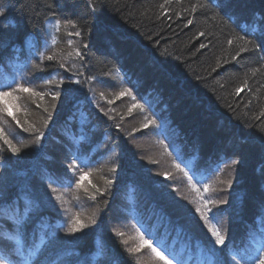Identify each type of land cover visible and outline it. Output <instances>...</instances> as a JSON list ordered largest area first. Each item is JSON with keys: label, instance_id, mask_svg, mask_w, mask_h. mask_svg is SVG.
Masks as SVG:
<instances>
[{"label": "trees", "instance_id": "1", "mask_svg": "<svg viewBox=\"0 0 264 264\" xmlns=\"http://www.w3.org/2000/svg\"><path fill=\"white\" fill-rule=\"evenodd\" d=\"M0 8V92L11 93L0 96V183L46 205L22 232L11 206L0 208L2 264H150L147 254L154 264H245L240 254L260 252L264 0H0ZM75 156L79 187L65 170ZM206 200L217 219L203 224L195 209ZM75 219L89 227L65 235ZM211 225L227 233L215 256Z\"/></svg>", "mask_w": 264, "mask_h": 264}, {"label": "snow or ice", "instance_id": "2", "mask_svg": "<svg viewBox=\"0 0 264 264\" xmlns=\"http://www.w3.org/2000/svg\"><path fill=\"white\" fill-rule=\"evenodd\" d=\"M225 0H221V4H224ZM161 7H163V5H161ZM3 14H4V9L0 8V21H2L3 19ZM189 23H191V21H189ZM7 25H5L4 23H0V32L6 30ZM75 35L79 36L80 33L77 32L75 33ZM69 43H71V41H69ZM229 43H231V41H229ZM85 47H87L85 45ZM201 48H204L205 45L201 44L200 45ZM76 54L79 56L81 55L79 49L77 50ZM49 60L52 59L51 56L48 57ZM48 83H51V81H48ZM61 83H63V81H61ZM76 83H79V81H76ZM8 87H11L10 85ZM17 89H19L22 92H28L31 93L33 96H37L41 99H43V94L39 93V92H34L32 89L30 88H26L23 85H17ZM16 89H14L13 91H15ZM244 89L243 87L237 88V94H239L240 92H242ZM11 95V93L9 92H0V96H9ZM49 95L52 96L53 99L57 98L58 96H60V93H49ZM121 96L124 95V93L120 94ZM135 107V106H134ZM8 115L13 116V119H16L15 115L13 114V112L9 109V108H5L4 109ZM49 119H51V117H49ZM17 124H20V121L17 120L16 121ZM154 121L153 120H149L147 124H145L143 127L147 128L149 127V125L153 124ZM44 133H40V135H38L36 137V141L39 142L41 140V138L43 137ZM82 139L86 138L85 135L82 133L81 136ZM5 144L8 146V150H10L12 153L15 154H19L21 153V148L16 147L15 145H12L10 141H8L7 139H5ZM79 160L81 163H83V161L81 160V158L79 156H75L73 158V163L67 164L65 165V170L66 172H68L69 174H71V179L75 180L76 185L79 187L80 185V181L85 179V175L82 174L78 179L75 177L74 173L75 171L79 170V166L78 164L75 163V161ZM233 163H237V161H233ZM177 167H179V165H177ZM111 171L115 172L116 169H112ZM114 183V181L112 179H108L106 181V184L108 186H111ZM70 186V184H69ZM51 187V186H49ZM93 187L95 188V185H93ZM205 191H208V187L207 185H205L204 188ZM97 192H99V189L96 190ZM107 191V189H105V192ZM31 195V194H30ZM96 196V192L93 193L92 198L95 199ZM49 201H51V196H49ZM7 203L9 204L10 207V211H12L14 213V215L11 217V219L13 220V222L16 224L17 226V230L19 232H22L25 230V228L28 226V222L32 219V217L34 215H39L40 213H42L45 209V201L39 197V196H32L30 199H24L23 196L19 193V192H14L13 189L11 188H5L3 186L2 183H0V208L3 207V205ZM208 201H205V209L202 211L201 208H196L195 212L200 214V217L203 218V224H208L210 220H216V213L213 211L212 208H208ZM227 201L224 200H220L218 202V204H215L214 207L216 209V211H219V205H223L226 204ZM177 213L179 214L181 212V210L179 208L176 209ZM93 224L96 223V221H92ZM203 224H201L200 226L203 227ZM89 225L84 224L83 222H81L79 219H75L73 221V223L71 224L70 227H68L66 229L65 235L67 236H72L77 232H82L85 228H88ZM210 232V237L214 238L213 241V247L210 249V251L212 252V254L215 256L217 253V249H219V251H223L224 247H226V239H227V233L224 232L222 233L220 227H217L215 225H211L209 230ZM261 241H260V252H258L257 255L255 256H246L245 254H240V259L245 261V264H264V233L261 234ZM18 244H20L19 241H17ZM143 245H148L149 247H151V241L149 240H143L142 241V246ZM18 252H20V254L22 255V245L17 249ZM36 251H39V248L36 249ZM153 251L156 253L157 256L161 257L162 259L167 260V257H164L163 254L156 248H153ZM32 255H35V252L31 253ZM173 255V254H172ZM173 258L177 259L174 255ZM233 261H235L236 257L233 256L231 258ZM178 264H184L183 260L177 259ZM0 264H2V262H0ZM37 264H39V260H37ZM167 264H172V262L170 260H167ZM215 264H222V261H220L219 259L216 260Z\"/></svg>", "mask_w": 264, "mask_h": 264}, {"label": "rangeland", "instance_id": "3", "mask_svg": "<svg viewBox=\"0 0 264 264\" xmlns=\"http://www.w3.org/2000/svg\"><path fill=\"white\" fill-rule=\"evenodd\" d=\"M179 193H181V191H179ZM182 194V193H181ZM70 208H72V209H74L75 208V206L73 205H71L68 209H70ZM72 213V212H71ZM73 216L72 217H75V215L74 214H72ZM147 256H148V258L150 259V264H154L155 262H157V261H155V259L153 258V257H150L148 254H147Z\"/></svg>", "mask_w": 264, "mask_h": 264}]
</instances>
